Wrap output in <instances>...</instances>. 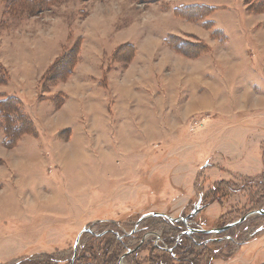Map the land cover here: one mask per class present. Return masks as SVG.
I'll use <instances>...</instances> for the list:
<instances>
[{"label":"rangeland","instance_id":"obj_1","mask_svg":"<svg viewBox=\"0 0 264 264\" xmlns=\"http://www.w3.org/2000/svg\"><path fill=\"white\" fill-rule=\"evenodd\" d=\"M8 1L0 99L22 95L36 131L8 147L0 122V264H264V214L185 233L264 210V0ZM189 5L211 10L200 20L174 11ZM76 27L134 51L111 60L89 44L90 64ZM64 35L60 56L37 70ZM78 42L72 73L53 81L51 67ZM198 44L207 49L193 57ZM152 212L173 219L141 220Z\"/></svg>","mask_w":264,"mask_h":264},{"label":"trees","instance_id":"obj_2","mask_svg":"<svg viewBox=\"0 0 264 264\" xmlns=\"http://www.w3.org/2000/svg\"><path fill=\"white\" fill-rule=\"evenodd\" d=\"M51 0H9V8L13 6L14 7H20L21 9L26 8L28 10H33L35 8L41 7V6H47L49 5ZM211 7L208 5H189V6H180L174 9L175 13L183 18L189 19V20H200L203 19L206 13L210 12ZM209 23V22H208ZM178 40V41H177ZM165 43L170 46L172 49L176 51H180L183 53H188L187 51L182 50V44L185 42L179 40L178 36L175 35H168L165 37ZM203 44V43H201ZM199 45L201 49H196L194 52H192L191 55L193 57L201 56L207 49L206 45ZM130 47L122 49L119 47L117 51L115 52L114 58L117 60V57H121L124 53V51H130L131 53L134 51L132 44H129ZM79 42L76 43V45L69 51L65 52L61 58H59L58 62L55 63L50 71L55 72V78H53V81H58L60 79L67 78L73 71V68L75 64L77 63L79 59L78 51H79ZM130 48V49H129ZM5 124V130H4V141L5 144L8 147H12L16 144L18 139L25 133H34L35 125L32 122L31 118L27 114V112L24 110L23 104L21 100L16 96H6L0 99V122ZM170 223V222H169ZM181 232V230H177L174 239L178 236V234ZM113 238H116V241H119L118 243L123 241V239L120 237V235L113 231H108ZM187 236V235H186ZM191 238V236H187L186 238ZM188 238V239H189ZM167 237H163V241L165 243L168 241L166 240ZM195 239V238H194ZM190 241V239H189ZM124 242V241H123ZM200 245H203L204 243L201 241L199 243ZM111 248L113 250L117 249V244L115 242L110 243ZM192 245V244H191ZM188 246L185 251H187V256H196V251L192 246ZM162 251L163 248H158ZM124 251V250H123ZM119 253L120 255L123 253ZM118 258V256H117ZM117 258L115 260V263H117ZM108 261L105 259L102 260L101 264H107ZM158 264H165L161 259L157 262ZM109 264V263H108Z\"/></svg>","mask_w":264,"mask_h":264},{"label":"crops","instance_id":"obj_3","mask_svg":"<svg viewBox=\"0 0 264 264\" xmlns=\"http://www.w3.org/2000/svg\"><path fill=\"white\" fill-rule=\"evenodd\" d=\"M2 1H4V0H2ZM76 30H77V33H75L77 35L76 38H80L82 36L85 38V41H84V43L82 45V48H81V52H83V54H88L89 55V57H87L86 60L88 61V58H90L91 59V63L90 64L94 63L96 59H94L92 57V54H93L94 50H90L89 52H85L86 49H89V48H86L89 44H95V45H97L96 47H98V49H99L98 50V53L101 50V53L106 54V55L109 54L110 55L109 58L111 60L114 59L115 52L117 51V49L120 47L119 45H121V44L117 45L116 47H114V49L112 51H110L112 47L111 48L107 47V44H108L107 37H104L101 34L99 35V37L98 36H92L89 33H85L84 31H82L81 28H77V27H76ZM65 33L68 34V33H71V32L69 30H66ZM162 34H164V33H162ZM64 39H65V35H64V38H63L62 42L60 43L61 49L59 50V52H54V53H52L50 55L45 54L46 53V45L43 43V54H45L44 55L45 58H48V57H51V56H53V57H51L45 63V65L43 64V66L41 68H36L37 70L40 71V70H44L45 68L47 69L52 64V62L54 61V59H56L57 57L60 56L61 52L63 51V41H64ZM151 39H154V38L153 37H149L148 40H151ZM88 42H90V43H88ZM148 46L152 47L151 44L150 45H146V47H148ZM146 47H145V49L147 50ZM153 47H154V44H153ZM106 49H108V51H106ZM149 50H151V49L149 48ZM30 51H32V49L31 48H28V52H30ZM40 57H41V55H40ZM41 60L42 59H40L39 62H41ZM33 61H34L33 62L34 63V66H36V67H38L39 65L42 64V63L38 64L39 62L36 59H34ZM78 64H80V62ZM104 69H106V68H104ZM2 90H3V85H0V91H2ZM7 94H10L11 96L19 97L20 99L23 98L22 95H19V93H16L15 91H10L9 90Z\"/></svg>","mask_w":264,"mask_h":264},{"label":"water","instance_id":"obj_4","mask_svg":"<svg viewBox=\"0 0 264 264\" xmlns=\"http://www.w3.org/2000/svg\"><path fill=\"white\" fill-rule=\"evenodd\" d=\"M199 210H200V208L196 207L195 210L190 214V216L197 214ZM253 214H264V210H256V211L250 212V213H248L247 215L243 216L241 219L236 220V221H234V222H232V223L226 225L225 227L216 228V229H212V230H202V229H200V230H197V231H198V232L208 233V234H209V233H219V232H223V231H225V230H227V229H229V228H231V227H234L235 225L240 224L241 222L245 221L249 216H251V215H253ZM149 216H158V217H166V218H168V219H173L171 216H169V215H167V214H165V213H161V212H152V213H149V214L144 215V216L141 218V220H143L145 217H149ZM141 220H140V221H141ZM140 221H139L138 223H140ZM84 231H90V230L86 228V229H84ZM82 233H83V232H82ZM82 233L79 235V237H78V239H77V243L79 242V239H80ZM133 251H134V250H129L126 254H124V256L122 257V259H123L126 255L132 253Z\"/></svg>","mask_w":264,"mask_h":264},{"label":"flooded vegetation","instance_id":"obj_5","mask_svg":"<svg viewBox=\"0 0 264 264\" xmlns=\"http://www.w3.org/2000/svg\"><path fill=\"white\" fill-rule=\"evenodd\" d=\"M200 208H201V207H200ZM194 210H195V209H194ZM194 210H193V211H194ZM193 211H192V212H193ZM192 212H191V213H192ZM189 217H190V216H189ZM186 220H187V219L181 217L180 219H177L175 222H176V223L183 222V221L186 222ZM188 228H189V227H188ZM197 230H200V229H199V228H195L194 230H190V231L188 230L189 232H185V233L188 234V233L191 232L190 234H192V235H193V234H199ZM183 233H184V232H183ZM202 242L204 243L205 241H202Z\"/></svg>","mask_w":264,"mask_h":264},{"label":"bare ground","instance_id":"obj_6","mask_svg":"<svg viewBox=\"0 0 264 264\" xmlns=\"http://www.w3.org/2000/svg\"><path fill=\"white\" fill-rule=\"evenodd\" d=\"M229 83H230V80L228 79L227 80ZM232 99H234V98H232ZM205 101V100H204ZM204 101L202 102L203 104H204ZM238 101V100H237ZM260 101V100H259ZM201 102V101H200ZM206 102V101H205ZM252 102H254V101H252ZM207 103H209V102H207ZM234 103H236L237 104V102L234 100ZM256 103H257V101H256ZM256 103H255V105H256ZM254 105V104H253ZM261 105V104H260Z\"/></svg>","mask_w":264,"mask_h":264}]
</instances>
